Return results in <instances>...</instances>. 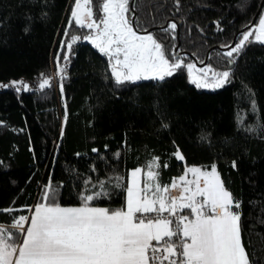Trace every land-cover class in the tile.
I'll use <instances>...</instances> for the list:
<instances>
[{
    "label": "trees",
    "instance_id": "trees-1",
    "mask_svg": "<svg viewBox=\"0 0 264 264\" xmlns=\"http://www.w3.org/2000/svg\"><path fill=\"white\" fill-rule=\"evenodd\" d=\"M261 1L134 0L133 26L153 33L170 60L230 70L222 88L207 91L188 80L185 66L162 81L117 84L106 55L71 40L88 31L69 24L74 0H0V81L32 89L0 90V210L13 209L0 211V224L10 228L14 217L26 216L48 184L57 203L78 207L81 194L99 191L103 181L107 195L89 203L115 210L125 205L133 169L158 172L157 181L170 185L186 168L214 164L240 202L250 258L264 264V43L225 55L259 21ZM171 22L175 31L163 32ZM57 54L66 64L63 80ZM41 73L52 78L50 88L39 90ZM154 158L158 166L150 169Z\"/></svg>",
    "mask_w": 264,
    "mask_h": 264
},
{
    "label": "snow or ice",
    "instance_id": "snow-or-ice-1",
    "mask_svg": "<svg viewBox=\"0 0 264 264\" xmlns=\"http://www.w3.org/2000/svg\"><path fill=\"white\" fill-rule=\"evenodd\" d=\"M130 3L131 0H74L69 24L74 20L82 28L95 30L83 39L90 40L109 58L117 84L162 81L183 67V61L178 57L170 60L153 33L145 30L146 34H141L133 26ZM176 28L177 24L171 22L162 31L174 32ZM241 35L225 53L227 57L239 54L253 36L256 42L264 43V15L256 29ZM78 39L71 37L72 41ZM65 43L71 50V43ZM60 59L59 55L55 57L56 76L63 80L66 64L61 65ZM63 60L69 57L65 55ZM228 62L232 64L234 59ZM193 67L191 63L186 65L190 82L197 88H220L231 74L230 70L217 71L209 66L194 76ZM40 75L39 90L50 88L52 78ZM0 87L14 88L17 93L32 90L26 82L17 80ZM60 89L62 92L63 84ZM175 155L184 159L179 150ZM157 161L154 158L149 168L158 166ZM141 171L137 168L131 172L125 205L115 210L89 203L107 195L103 181L99 182V191L81 194L78 207L61 206L56 202V189L45 185L43 201L34 206L31 217L20 215L14 217L10 228L0 226V264H259L250 258L242 240L240 202L226 190L214 164L210 171L186 168L185 174L170 185H161L157 181L159 173L149 170V181L157 182H145L141 187L137 179ZM189 173L194 179H187ZM116 179L120 186V178ZM172 189H179V194L173 195ZM184 210H188L187 215ZM17 234L22 237L19 241Z\"/></svg>",
    "mask_w": 264,
    "mask_h": 264
},
{
    "label": "rangeland",
    "instance_id": "rangeland-1",
    "mask_svg": "<svg viewBox=\"0 0 264 264\" xmlns=\"http://www.w3.org/2000/svg\"><path fill=\"white\" fill-rule=\"evenodd\" d=\"M73 6H74V4H73ZM262 15H264V12H263V14ZM258 24H259V21L255 24V25H253V27H251L250 29H256L257 27H258ZM88 29V28H87ZM249 30V29H248ZM95 30L93 29V30H89L88 29V31H87V34H85L84 36H87V35H89V33L90 32H94ZM141 34H146V33H141ZM84 36H82L81 38H80V41H83V42H87V43H89L92 47H94L96 50H98L93 44H92V42L90 41V40H85V39H83V37ZM251 40L253 41V42H256L255 41V39H254V36L251 38ZM99 51V50H98ZM58 55V54H57ZM178 58H180V57H178ZM181 59V58H180ZM172 60V59H171ZM182 60V59H181ZM183 61V65L185 66V69H186V71H187V74H188V70H187V68H186V65L187 64H189V63H191V64H193V75L194 76H199V74H200V72H199V70L200 69H202V68H207V67H212L213 69H215V70H217V71H225V70H220V69H217V68H214L213 66H211V65H209V64H197L196 62H194V61H184V60H182ZM54 62L56 63V61L54 60ZM114 62V61H113ZM175 72V71H174ZM147 80H149V79H147ZM152 80H158V79H152ZM188 80L190 81V79H189V74H188ZM139 81H141V80H139ZM10 81H0V84H8ZM56 84H57V82H56ZM226 84V83H225ZM224 84V85H225ZM223 85V86H224ZM222 86V87H223ZM222 87H220V88H222ZM220 88H203V87H201V88H199V89H202V90H207V91H215V90H218V89H220ZM1 89H4V88H2V87H0V90ZM58 89V88H57ZM139 174V173H138ZM184 174H185V172H184ZM193 175L191 174V173H189L188 174V176H187V179H192L191 177H192ZM202 182V181H201ZM201 186H203V184L201 183ZM34 206L35 205H33L32 207H30L29 208V211H28V213H27V215L26 216H28V217H31V215H32V212L34 211ZM64 207V206H63ZM66 207V206H65ZM68 207V206H67ZM0 226H2V224H0ZM3 227H5V226H3ZM25 227H27V224H25ZM6 228V227H5ZM20 239H22V237H20L19 236V239H18V241L20 240Z\"/></svg>",
    "mask_w": 264,
    "mask_h": 264
},
{
    "label": "crops",
    "instance_id": "crops-1",
    "mask_svg": "<svg viewBox=\"0 0 264 264\" xmlns=\"http://www.w3.org/2000/svg\"><path fill=\"white\" fill-rule=\"evenodd\" d=\"M133 170H134V169H133ZM133 170H131L130 173H129V182H130V180H131V172H132ZM208 171H210V170H208ZM183 175H184V174H183ZM191 178L194 179L193 176H192ZM137 179H138V182H139V184H140L141 187L144 186V183H145V182L155 183V181H149V178H148V176H147V173L144 174L142 171H141V173L137 174ZM129 182H128V184H129ZM201 183H202V182H201ZM202 184H203V183H202ZM187 214H188V210H186V215H187ZM2 226H5V225L2 224Z\"/></svg>",
    "mask_w": 264,
    "mask_h": 264
},
{
    "label": "water",
    "instance_id": "water-1",
    "mask_svg": "<svg viewBox=\"0 0 264 264\" xmlns=\"http://www.w3.org/2000/svg\"><path fill=\"white\" fill-rule=\"evenodd\" d=\"M133 2H134V0H131V3H130V8H131V9L133 8ZM263 4H264V0L261 1L260 7H259V11L261 10ZM134 17H135V13H133V16L131 17L132 22H133V20H134ZM253 22H254V20H253ZM253 22H252V24H253ZM234 43H235V39L232 41L231 45H233ZM175 51L177 52V48H175ZM178 55H179V54L177 53V56H178ZM230 65H232V64H230Z\"/></svg>",
    "mask_w": 264,
    "mask_h": 264
},
{
    "label": "built area",
    "instance_id": "built-area-1",
    "mask_svg": "<svg viewBox=\"0 0 264 264\" xmlns=\"http://www.w3.org/2000/svg\"><path fill=\"white\" fill-rule=\"evenodd\" d=\"M53 79H54V77H53ZM171 191H172L173 195H178L180 190L179 189H172Z\"/></svg>",
    "mask_w": 264,
    "mask_h": 264
}]
</instances>
